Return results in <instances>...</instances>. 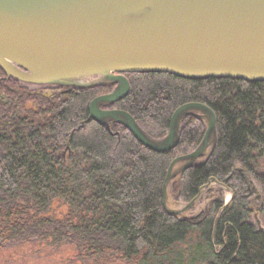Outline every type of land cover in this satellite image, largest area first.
Returning a JSON list of instances; mask_svg holds the SVG:
<instances>
[{
	"label": "trees",
	"instance_id": "1",
	"mask_svg": "<svg viewBox=\"0 0 264 264\" xmlns=\"http://www.w3.org/2000/svg\"><path fill=\"white\" fill-rule=\"evenodd\" d=\"M125 77L129 93L114 108L153 138L167 133L183 104L214 112L215 149L205 165L184 173L179 200H192L211 178H229L231 204L216 224L220 201L195 222L163 211L167 168L199 144L197 120L187 119L177 147L159 154L121 127L112 134L93 121L81 127L106 87L65 92L0 83V252L44 247L94 264H264V227L249 223L254 214L264 220V83Z\"/></svg>",
	"mask_w": 264,
	"mask_h": 264
},
{
	"label": "water",
	"instance_id": "2",
	"mask_svg": "<svg viewBox=\"0 0 264 264\" xmlns=\"http://www.w3.org/2000/svg\"><path fill=\"white\" fill-rule=\"evenodd\" d=\"M0 71L31 87L113 86L90 101L81 127L93 121L110 134L112 126L121 127L154 153L177 147L187 119L200 122L197 147L167 168L162 208L177 221L195 222L220 201L216 224L234 198L229 178H211L192 200L179 201L184 173L205 165L214 151V112L201 103L183 104L167 133L153 138L114 106L129 93L128 74L264 83V0H0ZM222 191L223 202L213 197Z\"/></svg>",
	"mask_w": 264,
	"mask_h": 264
},
{
	"label": "rangeland",
	"instance_id": "3",
	"mask_svg": "<svg viewBox=\"0 0 264 264\" xmlns=\"http://www.w3.org/2000/svg\"><path fill=\"white\" fill-rule=\"evenodd\" d=\"M245 183L247 184V190L251 191L252 186L251 187L249 186L250 182L246 181ZM212 193L213 192H210V194ZM214 194H215L213 196L214 198H218L222 202L226 200L227 193H225L224 191L219 192V193H214ZM211 208H212V205L210 209ZM259 220H260V217L254 214V215H251V217L249 218V223L252 224L253 226L264 227V220L261 223ZM259 224L261 226H259ZM216 250H219V246H216ZM0 264H94V263H86V262L80 261L76 259L75 256L67 254V253H62L60 251H53V250L49 251L45 249L44 247H35V248L16 249V250L13 249V250L2 251L0 252ZM99 264H102V263H99Z\"/></svg>",
	"mask_w": 264,
	"mask_h": 264
},
{
	"label": "flooded vegetation",
	"instance_id": "4",
	"mask_svg": "<svg viewBox=\"0 0 264 264\" xmlns=\"http://www.w3.org/2000/svg\"><path fill=\"white\" fill-rule=\"evenodd\" d=\"M1 72V71H0ZM16 83L22 87H25V88H29V89H35V88H39V89H45V90H48V89H53V90H64L65 92L68 91V89L66 88H56V87H31V86H27V85H23V84H20V83H17L16 81L12 80V79H7L4 77L3 73L1 72V76H0V83ZM101 87H106L107 88V93L108 94L109 92H111V90L113 89V86H109V85H104V86H100V87H96V88H101ZM106 94H102V95H106ZM98 96H101V95H98ZM97 97V96H96ZM95 98V97H94ZM118 127V126H117ZM215 149V148H214ZM228 183V181H227ZM226 183V184H227Z\"/></svg>",
	"mask_w": 264,
	"mask_h": 264
}]
</instances>
